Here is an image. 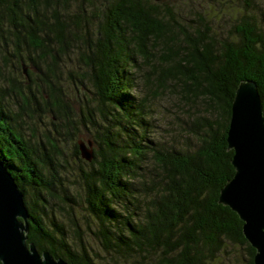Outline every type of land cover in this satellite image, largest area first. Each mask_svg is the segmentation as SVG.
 <instances>
[{
  "label": "trees",
  "instance_id": "obj_1",
  "mask_svg": "<svg viewBox=\"0 0 264 264\" xmlns=\"http://www.w3.org/2000/svg\"><path fill=\"white\" fill-rule=\"evenodd\" d=\"M214 17L171 0H0V58L13 63L0 67V159L25 196L28 244L74 264H254L219 198L235 174L240 83L254 81L264 106V1L245 0L229 27ZM142 83L189 117L186 142L159 133ZM68 90L82 93L79 112Z\"/></svg>",
  "mask_w": 264,
  "mask_h": 264
},
{
  "label": "water",
  "instance_id": "obj_2",
  "mask_svg": "<svg viewBox=\"0 0 264 264\" xmlns=\"http://www.w3.org/2000/svg\"><path fill=\"white\" fill-rule=\"evenodd\" d=\"M235 174L222 188L219 202L243 221L245 238L256 250L254 264H264V106L254 81L236 90L228 130ZM80 143L82 158L94 157L92 141ZM23 191L0 159V262L2 264H74L40 253L28 244L30 214Z\"/></svg>",
  "mask_w": 264,
  "mask_h": 264
},
{
  "label": "rangeland",
  "instance_id": "obj_3",
  "mask_svg": "<svg viewBox=\"0 0 264 264\" xmlns=\"http://www.w3.org/2000/svg\"><path fill=\"white\" fill-rule=\"evenodd\" d=\"M245 0H225L223 2H220L219 0H171V2H174L175 4L184 3V4H190L194 7L198 6H204L206 11L209 13V16L213 18V15H215L214 20L217 23H221L224 25V27H229V25L233 24L234 17H238L239 13L243 11V2ZM264 1V0H263ZM196 10V9H195ZM224 12V14H222ZM219 14L217 17L216 14ZM228 13V14H227ZM222 14V15H221ZM227 14L226 18L224 15ZM220 17V18H219ZM232 18V19H230ZM12 62L5 65V62L3 58H0V67L3 70H9L10 66H12ZM1 70V69H0ZM2 75L0 72V82H2ZM70 97L73 99L75 104V109L77 112L80 110V103L79 98L82 95L81 92L77 91L74 92L72 90H68ZM138 98H146V102L149 105V107L153 110L152 116L154 117V123L158 126L157 129H161L162 131H159L161 135H164V137L170 138V134H175V136L180 140L179 143H184L187 140H185L184 134L181 124L183 121L188 120L189 117L186 116L181 109L178 108L177 105L171 104L161 95L153 97V95H150L148 93V90L145 88L144 83L141 84V93L137 92ZM166 97H168V93H163ZM45 122H47V125L38 124L39 130H44V128L49 127L48 120L45 119ZM68 136L65 137V139ZM90 138L89 135L86 133H82L79 136L80 143H84V141H87V139ZM188 139V138H187ZM78 140V139H77ZM76 140V141H77ZM185 140V141H184ZM184 141V142H183ZM193 141V140H192ZM71 140H64L62 143V147L66 153V157L64 158V163L67 166V172H65V175H63L64 183L66 189L70 190L75 196V198L78 199L77 191L79 189L78 186V168L79 160L73 156V145ZM82 207L76 206L74 209L75 213L81 212ZM82 215V216H80ZM79 216L83 218V214L79 213Z\"/></svg>",
  "mask_w": 264,
  "mask_h": 264
}]
</instances>
